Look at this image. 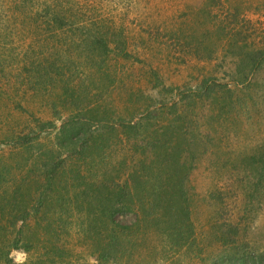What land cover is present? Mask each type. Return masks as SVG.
<instances>
[{"label":"rangeland","instance_id":"1","mask_svg":"<svg viewBox=\"0 0 264 264\" xmlns=\"http://www.w3.org/2000/svg\"><path fill=\"white\" fill-rule=\"evenodd\" d=\"M261 47L264 0H0V243L29 194L67 212L56 264H264Z\"/></svg>","mask_w":264,"mask_h":264},{"label":"trees","instance_id":"2","mask_svg":"<svg viewBox=\"0 0 264 264\" xmlns=\"http://www.w3.org/2000/svg\"><path fill=\"white\" fill-rule=\"evenodd\" d=\"M258 52L264 53V47L259 48ZM247 55L253 54L252 52L247 51ZM180 140H178L176 143L173 144L172 148L174 152H178L181 148ZM156 152V151H155ZM158 153V152H156ZM153 155L157 156L155 153ZM159 155V153H158ZM180 158H182V155L180 154L176 160V167H169V172H167L168 177L172 175L173 179H178V176L180 175L178 169H184L185 174H188L189 169L186 168V163L181 162ZM179 160V163H178ZM192 163L189 162V166L191 167ZM164 172H162L160 175H162ZM184 174V175H185ZM49 183H52V179H48ZM22 190L18 191L21 192ZM20 200L19 203L15 206L13 210L14 216L11 219V225L12 230L15 228V223L17 220H21L22 224L21 227L16 231L15 235V241L13 243H8L9 239L5 237V241L0 243V249H5L6 244H9L8 250L6 252L0 254V264H14L12 259L9 257L10 250L12 249H18L23 248L27 253L32 252L35 249L36 258L31 260L29 264H56V260L61 259L62 262L66 263L68 256L70 255L67 246L65 245L66 242L64 241L62 229L65 230L64 226V220L67 215V212L61 211L59 215H56L55 222L51 221L52 216L50 217V213H52V210L54 209L53 203H50L48 199H45L41 197L40 199H37L39 203H41L39 206H37L33 212H29L27 209V204L32 199V196L29 194H20ZM15 201H13L11 204L13 206ZM30 204V203H29ZM58 206V205H57ZM45 207V208H44ZM62 208L60 205L58 206ZM42 208L44 210L42 211ZM4 210H2L1 214ZM116 212H122V208ZM35 214H40V218L45 221L42 224L35 225V227L29 228L27 224L26 217L34 216ZM113 221L110 220L109 223H104L105 225V233H103V237H101L102 241L97 245V247L100 249V251L104 252L102 254V257L106 260L107 259V249L112 248H118L117 252L121 251L123 241L121 240V234L124 235L130 228L126 226H120V225H113ZM60 226V227H59ZM58 227L59 230L58 231ZM39 228L43 229L42 232H36L35 230H38ZM82 228H76L75 232L77 234V237L80 235H84ZM95 233V231H94ZM83 237V236H82ZM180 238V237H179ZM93 247V245H89V247ZM91 247V248H92ZM262 259L259 257V260ZM260 264L252 255L247 256H241L237 261L233 262L232 264ZM262 263V262H261Z\"/></svg>","mask_w":264,"mask_h":264}]
</instances>
